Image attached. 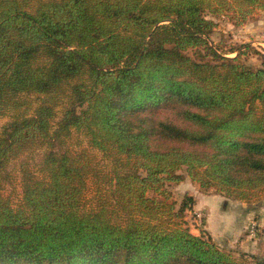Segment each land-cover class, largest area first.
<instances>
[{"label":"trees","instance_id":"trees-1","mask_svg":"<svg viewBox=\"0 0 264 264\" xmlns=\"http://www.w3.org/2000/svg\"><path fill=\"white\" fill-rule=\"evenodd\" d=\"M257 9L0 0V179L21 184L0 195V264H264L193 234L194 198L165 189L264 191V68L219 52L207 18Z\"/></svg>","mask_w":264,"mask_h":264},{"label":"rangeland","instance_id":"rangeland-1","mask_svg":"<svg viewBox=\"0 0 264 264\" xmlns=\"http://www.w3.org/2000/svg\"><path fill=\"white\" fill-rule=\"evenodd\" d=\"M207 18L216 24L210 35V41L218 48L219 52L224 53L229 58H234L237 56V53L231 52L232 50H238L242 52V55L239 57V62L244 63L253 69L264 68V60L262 58V56H264V10H255L254 15L244 23L236 21L234 14L232 13L217 17L207 15ZM2 123L3 122H1V124ZM17 171L18 167L16 170L12 167L9 171V176L0 179V195L5 198H10L13 204L19 202L21 194L20 174ZM187 180L189 182L187 189L184 188L182 183L166 184L165 189L171 194L172 200L176 203L177 208L181 206L186 195L191 196L189 191L196 196L202 194H218L214 189L203 192L197 183L192 182L188 177ZM190 181L192 183H190ZM151 195L153 194L151 193ZM221 196L224 197V203H244L247 210L254 209L256 212L245 231V234L250 236L251 243L255 247V250L253 252L244 251L238 246L239 242L232 240V237H229V240L227 239L228 243L226 242V244H221L219 242L216 243L213 239L212 240L220 249L231 252L238 259L243 258L251 263H255L252 260V256H255L264 261V191L259 192L256 197L247 202L227 198L223 195ZM159 198L163 197L160 196ZM224 203L222 201L220 205L222 209L226 207L224 206ZM190 217L191 220H187V222L190 226L191 232L193 234L197 232L199 233L198 235L202 234L205 237H209L210 235L202 229L205 220L204 217L202 223L193 221V215H190ZM253 224L256 226L255 236H251Z\"/></svg>","mask_w":264,"mask_h":264},{"label":"crops","instance_id":"crops-1","mask_svg":"<svg viewBox=\"0 0 264 264\" xmlns=\"http://www.w3.org/2000/svg\"><path fill=\"white\" fill-rule=\"evenodd\" d=\"M188 183L187 179L182 183L185 189H187ZM190 183L192 182L190 181ZM189 193L194 198L195 204L192 210L188 212V221L191 220L190 215H193V221L198 222L195 215L198 211H202L205 219L202 229L206 231L216 243L226 244V242L228 243V238L232 237V240L239 242L238 246L244 251L253 252L255 250V247L251 243L250 236L245 234L249 222L256 213L254 209L247 210L244 203H224V197L218 194H202L196 196L190 191ZM222 201L224 206H226L224 209L220 207ZM195 234L198 235L199 233L196 232Z\"/></svg>","mask_w":264,"mask_h":264},{"label":"built area","instance_id":"built-area-1","mask_svg":"<svg viewBox=\"0 0 264 264\" xmlns=\"http://www.w3.org/2000/svg\"><path fill=\"white\" fill-rule=\"evenodd\" d=\"M203 217H204V214L202 211H198L196 213V219L198 221V223H202V220H203ZM255 231H256V226L255 224L252 225V231H251V236H255Z\"/></svg>","mask_w":264,"mask_h":264}]
</instances>
